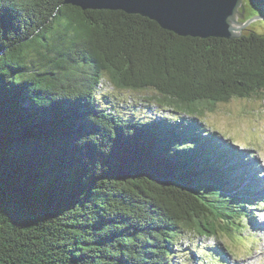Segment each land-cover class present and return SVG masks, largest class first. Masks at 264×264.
I'll use <instances>...</instances> for the list:
<instances>
[{
    "label": "trees",
    "instance_id": "obj_1",
    "mask_svg": "<svg viewBox=\"0 0 264 264\" xmlns=\"http://www.w3.org/2000/svg\"><path fill=\"white\" fill-rule=\"evenodd\" d=\"M63 2L0 0V264H227L180 243L255 215L203 119L264 100V35L184 38Z\"/></svg>",
    "mask_w": 264,
    "mask_h": 264
},
{
    "label": "rangeland",
    "instance_id": "obj_2",
    "mask_svg": "<svg viewBox=\"0 0 264 264\" xmlns=\"http://www.w3.org/2000/svg\"><path fill=\"white\" fill-rule=\"evenodd\" d=\"M246 4L249 17H262V20L251 25L250 30L264 34V0H247ZM108 94L112 96L110 90ZM121 110L131 113L124 105L121 106ZM136 115L138 118L146 116L143 112H137ZM203 122L206 128L215 131V138L218 141L233 147L230 148V152H233L230 165L237 163L239 168L233 172L232 177L241 174L238 181L241 184L242 195L247 199H255L251 208H247L255 215L242 221L245 230L240 235H236L235 232L233 234L221 232L216 237L205 239L197 233H191L184 235L185 240L180 245L188 248L186 253L189 258L191 252L199 246H208L210 249L219 246L223 253L227 254L229 259L227 264H264V100L261 97L233 98L226 103L218 104L212 110H206ZM243 171H246V174L242 175ZM248 184L258 188L257 192L248 193L244 189ZM186 253H180L179 259L185 257ZM204 257L208 256L205 254ZM192 261L194 262V259Z\"/></svg>",
    "mask_w": 264,
    "mask_h": 264
},
{
    "label": "water",
    "instance_id": "obj_3",
    "mask_svg": "<svg viewBox=\"0 0 264 264\" xmlns=\"http://www.w3.org/2000/svg\"><path fill=\"white\" fill-rule=\"evenodd\" d=\"M246 1L64 0L63 5L82 11H121L138 15L179 37L234 40L245 32H254L250 30L251 25L262 20L259 16L249 17Z\"/></svg>",
    "mask_w": 264,
    "mask_h": 264
}]
</instances>
